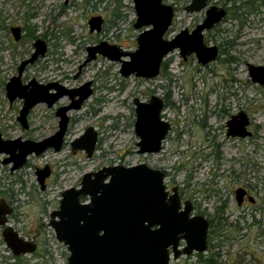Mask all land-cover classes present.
<instances>
[{"label":"rangeland","instance_id":"1","mask_svg":"<svg viewBox=\"0 0 264 264\" xmlns=\"http://www.w3.org/2000/svg\"><path fill=\"white\" fill-rule=\"evenodd\" d=\"M189 1L162 0L175 10L165 39L174 37L185 28H193L204 18V10L185 13L184 6ZM245 1L209 0V5L229 6L232 14L242 15V19L248 23L239 28V20H233L230 15L227 22L205 36V44L210 47L221 44L222 39L242 33L238 43H244L243 46L238 45L231 52L225 51L220 58L205 66L198 64L194 56L183 61L178 51H173L165 59L168 61L166 71L161 69L155 79L139 81L133 76L122 78L119 74L120 63L102 58L90 62L81 78L74 79L77 66L86 57V48L100 40L126 51L135 50L139 31L133 29L136 15L131 1L0 0L2 140L40 142L50 137L58 127L55 110L69 103L64 97L52 108H47L43 103L34 106L27 115V130H23L16 121L23 101L17 99L10 104L5 86L11 77L16 76L19 63L32 54V45L37 39L44 42L47 52L43 58L27 67L22 76L23 83L32 80L42 84L60 82L67 88H74L80 83L93 81L95 88L93 96L81 110L68 113L72 123L59 152L50 149L39 156L30 155L24 167L14 172L10 171L11 164L0 165V198L8 195L6 191L11 193L17 201L15 205L23 221L22 227L29 238L39 242L37 254L28 259V264H66L69 254L56 241L53 230L48 226L49 215L56 209L64 190L78 186L85 173L113 165L132 166L142 161L153 163L156 159L151 157L144 160L137 154L138 138L134 134L132 101L135 97L148 101L150 91L163 100L166 95L169 96L162 117L172 125V131L162 153L165 156L173 153L167 163L170 167L179 163L188 169V175L193 177L190 184L196 189L199 184L211 181L212 173L217 177L222 165L227 168L232 166L238 175L236 184H247L257 203L264 200V85L252 83L247 69V64L264 66V0H255L253 11L245 7ZM233 6L242 8L240 11L233 10ZM96 14L106 19L103 34L89 33L87 21ZM12 27L21 28L22 34L17 42L10 33ZM222 30L226 33L218 35ZM239 111L249 118L248 131L252 135L227 139L223 129L225 121L229 114ZM88 127H92L98 135L91 158H86L83 151H73L71 148V143ZM211 133L217 136V157L214 160L218 162L217 168L211 174H206L212 158L210 162L202 163V159L195 160L194 157L200 153L206 156L207 153L211 154L212 149L205 148L209 142L206 136ZM191 136L200 144L192 139L196 144L188 150L187 143ZM169 149L180 152L181 156ZM4 158L7 155L2 154L0 159ZM45 166L52 172L47 188L41 191L35 172ZM193 168H197L195 172ZM186 172L178 173V183L182 184ZM240 174L247 177L243 178ZM233 184L235 182L230 177L218 180L220 189ZM4 257L9 258V253L0 246V264H3ZM196 260L192 257L172 264H197ZM7 264H13V260L8 259Z\"/></svg>","mask_w":264,"mask_h":264},{"label":"water","instance_id":"2","mask_svg":"<svg viewBox=\"0 0 264 264\" xmlns=\"http://www.w3.org/2000/svg\"><path fill=\"white\" fill-rule=\"evenodd\" d=\"M128 1L133 3L136 15L133 29L139 31L135 50L126 51L103 41L86 49V58L80 68L99 55L110 62L120 63L122 78L133 76L152 80L159 76L163 62L173 51H178L184 61L193 55L201 66L216 59L217 48L204 45L203 32L224 19V9L217 6L207 8L209 0H190L184 6L185 13L204 10L203 22L190 32L183 29L171 39H165L174 18L173 6L162 0ZM102 22L100 17L90 18L87 22L89 31H99ZM20 33L18 27L11 29L15 41L19 40ZM33 48L31 56L19 64L17 75L11 77L5 86L10 104L16 99L23 101L16 121L27 130V115L34 106L44 103L47 108H52L65 96L71 103L56 110L58 130L40 142L4 141L0 137V156L7 155L0 164H11V172L21 169L30 155L39 156L50 149L59 152L69 123L68 112L80 110L92 93L91 82L71 90L58 84L42 86L35 80L22 85L21 77L26 66L46 53V46L40 40L33 43ZM248 73L253 83L264 85V66L248 65ZM52 89L55 92L49 94ZM133 105L134 134L139 139L137 153H159L170 130L169 123L162 118L163 99L157 95H152L148 101L134 98ZM247 126V117L240 113L227 122V135L245 138L250 135ZM96 144L97 133L88 127L71 143V148L83 151L86 158H91ZM35 175L40 189L44 190L45 180L50 175L48 167L37 169ZM165 196L163 175L145 164L110 166L85 173L79 187L62 192L58 210L50 214L49 227L56 241L65 246L69 254L66 264H167L169 247L174 258L204 251L206 223L203 225L198 218L188 219L189 210L178 212L175 198L165 204ZM10 213L11 208L0 199V227L5 225ZM154 225L159 226L157 230H152ZM181 233L186 246L179 252L177 241ZM2 236L15 257L36 251L35 244L21 241L10 228H6Z\"/></svg>","mask_w":264,"mask_h":264},{"label":"flooded vegetation","instance_id":"3","mask_svg":"<svg viewBox=\"0 0 264 264\" xmlns=\"http://www.w3.org/2000/svg\"><path fill=\"white\" fill-rule=\"evenodd\" d=\"M244 4H245V7H247L249 10H251V11H253V9L255 10V8H254L256 5L255 0H246L244 2ZM210 6H217L219 8L224 9L226 11V16L224 17V19H222V21L220 23L215 25L209 31H212V30L216 31L219 27H221L222 24L227 22L228 16H230V15L233 16L232 17L233 20H239V23H240L239 28L245 26L248 23V21L246 19H242V15L237 16V15H235L234 12H233L234 14H232L230 12L232 9L229 6L209 5V2H208L207 8ZM238 7L233 6V10L240 11V9L242 7H240V8H238ZM173 9H174V7H173ZM174 15H175V10H174ZM92 17H100L103 21L102 25L100 27V30L99 31L94 30L92 33L103 34L105 26H106V19H104V17H102L99 14L91 16L90 18H92ZM204 18H205V15H204ZM204 18H202V20L199 23H197L193 28H191V29L185 28V29H187L189 32L192 31L193 29L196 28L197 25H199L203 22ZM173 20H174V18H173ZM12 28H15V27H12ZM12 28H10V33H11ZM18 28H20V27H18ZM209 31L203 32V43L205 46H207L205 44V36L207 33H209ZM20 32H21V28H20ZM89 33H91V32L89 31ZM223 33H226V32L224 30L219 31L218 35L219 34L223 35ZM21 34H22V32L20 33V37H21ZM241 34L242 33H240V35H237V36H235V35H233L231 37L229 36V38H227V39H222L221 44L213 45L214 47L217 48V57L214 61H216L218 58H220L221 54H223L225 51L231 52V51H234V49L238 45L243 46L244 43H240V42L238 43L239 39L242 38ZM37 40H40V39H37ZM40 41H42V40H40ZM103 41L104 40H102V41L100 40L99 42H97V43H95L89 47L96 46L100 42H103ZM104 42H106V41H104ZM110 45H112V44H110ZM32 48H33V45H32ZM33 51H34V48H33ZM46 52H47V46H46ZM43 57H41V58H43ZM189 57H191V56H189ZM101 58L105 59V58L97 55V57L94 61H99ZM84 60L77 66L74 79H80L82 74L84 73V71L87 69L88 64H90V63H88L87 65L80 68V65L84 62ZM33 64H31V65H33ZM248 65H251V64H247V69H248ZM28 66H30V65H28ZM28 66H26L25 70L27 69ZM25 70H24V72H25ZM24 72H23V74H24ZM23 74H22V76H23ZM136 79H138V78H136ZM139 81H145V80L140 79ZM88 82H91L90 88L92 90V93H91V96L89 97V98H91L95 92V88H94L93 81H88ZM251 82H252V80H251ZM21 83H22V85H25L28 82L23 83L22 77H21ZM85 83H87V82H85ZM85 83L84 82L80 83L79 85H77V87H74V88H67L63 84H61L60 82H51V83H47V84L39 83V84L42 86H47V85H51V84H58L60 86H63L66 89L71 90V89H77ZM257 85H259V84H257ZM48 92H49V94H51V93H54L55 90L52 89V90H49ZM150 93H151V95H150V97H151L154 92L150 91ZM135 98H137V97H135ZM61 99L62 98H60L59 100H61ZM67 99H68V97H67ZM58 101L55 102L54 106L56 105V103ZM68 101H69V99H68ZM85 102L83 103V105L85 104ZM70 103L71 102L69 101V103L67 105H64V106H68ZM83 105H82V108H83ZM60 107H63V106H59V107H57V109ZM164 108H165V103H164ZM56 110H55V112H56ZM55 112H54V115H55ZM240 113H243L247 117V115L243 111H239L238 113L234 112L232 114H229V116L227 117L225 124L223 126V129H225L227 139H229L231 137L232 138L236 137V136L233 137V136L227 135V131H228L227 122L230 121L232 117L237 116ZM55 117H56V115H55ZM68 117H69V123L67 126L65 137H66L67 132H68V127L72 123L71 116L68 115ZM247 119H248V126L246 127V129L248 131L250 121H249L248 117H247ZM219 120H220V117L217 119V121H219ZM169 125H170V130L162 142L161 150L159 153L142 154V155L137 153L144 160H147L148 158H151V157H155L156 159H154L153 163H146V162L142 161V162H139V163L132 165V166H136L139 164H145L151 170L158 171L159 173H161L163 175V186H164V192L166 194L165 204H167V205L170 204L169 200L172 198H175L177 203H178V212H184L185 209L189 210V213L187 214L188 219L198 218L199 221L201 223H203V225H205V223H206V234H205V244H204L205 249H204V251L193 252L189 256H185L183 254H180L177 258H174V253L171 252V247H169L168 248V263L167 264H172L174 261H179L180 259L189 260L192 257H195L197 259L196 260L197 264H264V200L260 204L257 203L255 197L253 196V194H252L251 190L249 189V187L247 186V184H236L237 183L236 180L238 179V175H237L236 171H234L232 166H231V168H230V166L227 168V167H225V165H222L220 168L221 170L219 171L217 177H216V174L212 173V171H214L217 168V162H218V160H214L217 157L216 156V153H217V151H216L217 136L214 135L213 133L207 134L206 138L209 140V142L205 146V148L207 150L212 149L211 154L207 153V156H206V155H204V153L203 154L200 153V154H197V157H194L195 160L196 159H202V163L210 162L209 159L212 158V161H211L212 163L209 164L210 168L207 169L206 174L212 173L213 178L211 179V181L203 182V183L199 184V188L194 189L193 186L190 184L191 181H193V177L191 176V174L188 175L189 170L184 169V167L181 166L179 163L176 166L170 167L167 163L169 162V158H170V156L173 155V153H170L169 156L163 155L164 145L167 141L169 134L172 131V125L170 123H169ZM57 130H58V127H57ZM249 133H250V135L247 137H250L252 135L251 132H249ZM65 137H64V143H65ZM206 138H205V142H206ZM97 139H98V135H97ZM192 139H194L193 136H191L189 138V141L187 143L188 150H190L192 147L195 146V144H196L195 142H197V144H200V142H198L195 139H194L195 142H193ZM138 142H139V139L136 142V144ZM64 143H63V145H64ZM136 148H137V152H138L139 148L137 146H136ZM168 151H174V150L169 149ZM174 152H176V151H174ZM176 154H178V156H181L180 152H176ZM163 156H164V159L162 158ZM0 165H3V164H0ZM113 166H119V165H113ZM120 166H122V165H120ZM125 167H130V166H125ZM201 168L202 167L200 165L199 169H201ZM48 169H49V172L51 175L52 171L49 167H48ZM196 169L197 168H193L192 169V170H194L193 172H195ZM38 170H41V169H38ZM184 170H186L188 172H186L184 174L183 182H182V184H180L177 182L178 173L181 171H184ZM244 170H245L244 173H246L247 170L246 169H244ZM50 175H49V177H50ZM239 176H242V177L244 176L245 178L247 177V175H245V174H240ZM49 177L45 180L44 190L47 188ZM227 177H230L231 179H233V182H235V185L233 184L231 187L225 186L222 189H220V187H218V180L220 178H223V180H224ZM79 185H80V182H79ZM79 185L76 186L75 188L79 187ZM213 187H214V189H213ZM70 188H72V187H70ZM44 190H41V191H44ZM6 193L8 195L4 196L3 200L11 208V213L6 216L5 225L0 227V246H3V248L9 253V258L4 257V259H2V262H3V264H7L8 259L11 258L13 260V264L15 263L16 260L21 261V263H23V264H28V261H29L28 259L31 256H33L34 254H37L36 251H37V248L39 247V242H38V240L34 241V239L28 237L27 231H25L24 227H22L23 221H21L20 216L17 213V207L15 205L17 203L16 199L11 195V193L9 191H6ZM61 194H60V199H58V201H57V207L52 212L58 210L59 202L61 200ZM0 199H2V198H0ZM81 201H86V199L81 198ZM49 222H50V215H49ZM49 222H48V226H49ZM158 227H159L158 225H154L151 228H152V230H157ZM6 228L12 229V231L16 233L18 239H20L21 241L30 242V243L35 244L36 245V251L32 254H24V255L17 256V257L13 256L11 251L6 247V245L3 241L2 234ZM39 237H40V235H39ZM185 246H186V244H185L184 239L182 238V233H181L178 235L177 251L181 252L185 248Z\"/></svg>","mask_w":264,"mask_h":264},{"label":"trees","instance_id":"4","mask_svg":"<svg viewBox=\"0 0 264 264\" xmlns=\"http://www.w3.org/2000/svg\"><path fill=\"white\" fill-rule=\"evenodd\" d=\"M244 5H245V4H244ZM223 6H225V5H223ZM167 67H168V61L165 60V61L163 62V64H162L161 69L164 70V71H166V70H167ZM168 98H169V96L166 95L165 98H164V100H163L164 103H165V105H166V103H168ZM15 260H16V259H15ZM14 264H23V263H21V261H19V260H16Z\"/></svg>","mask_w":264,"mask_h":264}]
</instances>
